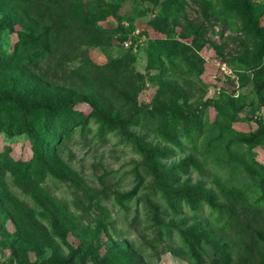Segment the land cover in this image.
Segmentation results:
<instances>
[{"label":"rangeland","instance_id":"rangeland-1","mask_svg":"<svg viewBox=\"0 0 264 264\" xmlns=\"http://www.w3.org/2000/svg\"><path fill=\"white\" fill-rule=\"evenodd\" d=\"M237 22L239 27L205 13L198 0H0V96L13 98L0 100V163H31L23 178L0 168V264H42L47 259L192 264L178 229L212 222L214 215L205 209L196 219L189 208L175 215L159 191L165 180L162 166L170 168L190 157L200 169L174 179L175 187L184 188L186 180L190 186L201 183L219 205L229 206L225 217L232 222L213 226L233 260L257 264L260 241L255 230L264 233V205L238 200L229 192L245 176L242 167L215 148L206 154L201 143L184 144V150L155 158L174 147L161 137L163 119L181 112L170 129L174 135L204 112L209 99L220 98L225 83L227 95L244 94L248 102L255 101L241 113L252 120L233 123L237 130L256 129L260 116L264 118L252 83L241 87L229 81L237 80L236 70H246L256 59V40ZM25 35L29 43L21 46ZM175 40L189 45L201 74L189 73L181 62L167 61L162 77L149 67L151 44ZM46 45L50 50L44 56L26 59ZM162 78L179 84L188 101L175 100L162 88ZM39 100L71 101L77 110L94 108L111 120L139 123L127 127L131 139L122 130L102 133V122L95 119L86 127L71 128L59 142L48 143L46 149L53 150L44 151L41 159L48 172L39 180L33 173L41 167L32 133L40 117L14 104ZM253 156L264 164V146L254 148ZM134 191L125 206L118 203V196ZM148 199L166 212L165 222L175 220L171 238L158 239L147 217Z\"/></svg>","mask_w":264,"mask_h":264},{"label":"trees","instance_id":"trees-1","mask_svg":"<svg viewBox=\"0 0 264 264\" xmlns=\"http://www.w3.org/2000/svg\"><path fill=\"white\" fill-rule=\"evenodd\" d=\"M2 2H10L11 0H1ZM203 6L205 13L214 14L217 18L229 22L232 26L240 25L247 34L256 40L253 48L255 60L246 70H236L237 80L230 79V83L238 86H246L248 82L252 83L253 92L256 94V102L258 107L264 106V2L258 0H198ZM180 5L176 8L179 10ZM77 13L81 14V10ZM167 24V20H165ZM28 35L23 36L20 45L24 46L29 43ZM47 46V45H46ZM189 45L182 40L172 42L157 41L151 44L148 52L149 67L159 72L161 77L165 70L166 63L181 62L188 67L191 74H201L202 69L197 67L193 57L189 54ZM50 50V46L39 48L36 52L27 55L26 59L35 60L44 56ZM163 89L169 90L175 96V100L186 103L188 101L184 89L174 81L169 79H160ZM226 84V83H225ZM220 98H211L207 101L204 112H200L196 117L171 135V127L180 117L179 111H173L170 116L163 119V128L160 130L161 137L165 142L173 145V148H164L155 156L157 160L161 157L176 151V149L184 150V144L190 146H198L200 143L206 150V154L212 153L214 148L225 156V158L233 165L242 167L245 176L242 180L235 181L230 188V194L234 195L238 200L250 201L254 200L255 205H264V164L255 161L253 150L256 147L264 146V118L260 116L256 129L243 131L237 130L233 123L242 121H251L253 116H242L241 113L247 105H254L255 101L248 102L246 95L234 97L233 94L227 95L226 85ZM225 85V86H224ZM226 99V100H225ZM1 101L12 102L10 96H0ZM14 102V101H13ZM17 104V108L25 113H36L40 120L36 124L33 135V149L36 156H39V164L41 168L34 170L37 179L42 180L48 172V168L44 165L42 154L48 143L54 144L60 141V138L66 136L69 130L76 126L86 127L88 123L95 119L102 122V133H110L116 130H122L126 139L133 138L131 132L126 129L133 123L132 120H111L91 108L88 112L77 110L71 101L58 102L50 104L46 101L39 100L36 103ZM252 108V107H251ZM208 110V111H207ZM215 115L212 116V111ZM207 112V113H206ZM58 134V135H57ZM60 135V137H58ZM46 140V141H45ZM220 158L217 159V161ZM220 162V161H218ZM31 163L26 164H5L0 163V168L10 170L16 177L23 178L27 175ZM163 167V175L165 180L163 184H159V188L163 194V201L167 208L175 215H182L186 208L195 218L202 217L201 213L207 209L209 215H214L211 221H196L187 228H179L178 232L181 237L183 249L186 250L189 260L192 264H248L246 260H233L229 245L222 240L217 234L213 225L228 224L232 222V217L226 216L227 211L231 208L227 205H219L214 194L210 189L204 188L201 183L190 186L188 180L184 182V188H176L174 179H181L182 175H188L191 170H199L200 164L193 157L183 160L181 164L167 168ZM1 170V169H0ZM248 179V180H247ZM135 191L118 196V203L125 206L127 202L132 200ZM0 196V200H1ZM1 202V201H0ZM151 210L147 211V217L151 225L156 230L158 239L166 236H173L174 228L177 224L175 220L165 222L163 216L166 212L159 210L158 205L153 204L148 199ZM2 207V206H0ZM41 214L48 219V215L43 212ZM51 218V216H49ZM224 218H227L224 220ZM49 220V219H48ZM182 221H185L183 218ZM56 227V223L51 220ZM226 227V226H225ZM255 235L260 241V247L256 252L257 264H264V233L255 230ZM42 264H72L68 260L47 259Z\"/></svg>","mask_w":264,"mask_h":264},{"label":"built area","instance_id":"built-area-1","mask_svg":"<svg viewBox=\"0 0 264 264\" xmlns=\"http://www.w3.org/2000/svg\"><path fill=\"white\" fill-rule=\"evenodd\" d=\"M221 68L223 69V71H224L225 74H228V71L226 70L225 67H222V66H221Z\"/></svg>","mask_w":264,"mask_h":264}]
</instances>
